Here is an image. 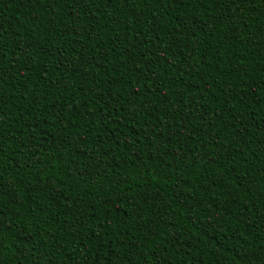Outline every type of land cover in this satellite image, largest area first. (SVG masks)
<instances>
[{"label": "trees", "instance_id": "1", "mask_svg": "<svg viewBox=\"0 0 264 264\" xmlns=\"http://www.w3.org/2000/svg\"><path fill=\"white\" fill-rule=\"evenodd\" d=\"M0 264H264V0H0Z\"/></svg>", "mask_w": 264, "mask_h": 264}, {"label": "snow or ice", "instance_id": "2", "mask_svg": "<svg viewBox=\"0 0 264 264\" xmlns=\"http://www.w3.org/2000/svg\"><path fill=\"white\" fill-rule=\"evenodd\" d=\"M0 77H2V74H0Z\"/></svg>", "mask_w": 264, "mask_h": 264}]
</instances>
